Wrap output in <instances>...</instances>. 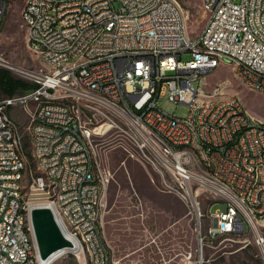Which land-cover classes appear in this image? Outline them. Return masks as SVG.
I'll use <instances>...</instances> for the list:
<instances>
[{
	"label": "built area",
	"instance_id": "2783aa9c",
	"mask_svg": "<svg viewBox=\"0 0 264 264\" xmlns=\"http://www.w3.org/2000/svg\"><path fill=\"white\" fill-rule=\"evenodd\" d=\"M200 1L207 20L192 37L179 0H27L22 20L29 47L48 69L25 75L35 89L13 96L0 91V167H8L0 174V264H28L23 218L37 202L23 203L16 193L19 168L49 193L44 204L60 210L70 236L86 234V245H79L86 264H118L104 234L110 176L95 139L105 126L135 144L160 174H170L173 183L164 179V186L192 207L201 255L207 239L248 233L264 254L263 120L244 116L241 98L226 94V81L198 95L225 61L243 68L254 91L264 93V0ZM4 10L0 0V25ZM170 84H182L183 92H170ZM207 94H216L215 103H207ZM165 97L190 111L165 117L173 128L155 134L151 123H158ZM15 105L29 117L27 136L10 114ZM201 109H208L209 123H202ZM71 138H86V145H71ZM227 142H244V149L223 152ZM174 144H187V152L176 153ZM242 159L256 170L239 168ZM201 166H221L233 182L201 174ZM93 180H104L105 190H95ZM234 185L245 187V195L231 194ZM204 191L213 195L207 207L226 204L215 216L202 209ZM93 208H103L102 217Z\"/></svg>",
	"mask_w": 264,
	"mask_h": 264
},
{
	"label": "rangeland",
	"instance_id": "374dc122",
	"mask_svg": "<svg viewBox=\"0 0 264 264\" xmlns=\"http://www.w3.org/2000/svg\"><path fill=\"white\" fill-rule=\"evenodd\" d=\"M1 1L5 10L0 25V68L9 69L15 77L31 82L16 69L39 72L48 66L29 47L27 27L22 20L27 0ZM179 1L189 16L190 35L195 37L207 20L201 1ZM184 58L190 55L185 54ZM221 81L228 84L227 95H238L248 114L264 122V93L245 85L231 64L223 63L208 74L204 89L210 91ZM24 92L19 89L14 95ZM159 105L165 112L182 117L190 111L189 106L172 103L167 97L162 98ZM9 111L27 136L30 120L23 108L15 105ZM120 124L126 128L124 123ZM95 139L102 168L110 176L105 192L104 234L118 264H264V254L250 233L207 239L201 255L192 207L164 186V179L173 183L170 174H160L143 157L142 151L116 128H101ZM208 196L213 200V195L205 191L200 198L206 216L210 209L207 206L212 203ZM225 206L223 202H216L211 212ZM208 226L206 222L204 234ZM79 257L83 264L82 253ZM72 259L75 257L64 255L53 264H68Z\"/></svg>",
	"mask_w": 264,
	"mask_h": 264
},
{
	"label": "bare ground",
	"instance_id": "6f19581e",
	"mask_svg": "<svg viewBox=\"0 0 264 264\" xmlns=\"http://www.w3.org/2000/svg\"><path fill=\"white\" fill-rule=\"evenodd\" d=\"M227 64L232 65V61H225ZM221 65V64H220ZM218 65V67H220ZM217 67V68H218ZM235 72L239 79L247 85L249 88L254 90V84L252 81H248V76H244L243 68L234 67ZM207 84H203V88H198V95H205V89ZM142 89H149V82H142ZM170 92L182 93V84H170ZM216 94H207V103H215ZM241 109L244 110V116H250L241 100ZM202 123H209L208 109H201ZM165 117H170V114L161 110V116H158V123H151V130L155 134H163V127L173 128L172 120H165ZM264 123V122H263ZM12 144H19V137H12ZM71 145H86V138H71ZM244 149V142H227L223 145V152H235ZM174 151L176 153H186L187 144H174ZM202 153H209V145H201ZM32 155H40V147H32ZM239 168H249V170H256V163H251V159H242L239 161ZM89 171H97V164H89ZM0 174H8V167H0ZM201 174H205L210 177H215L223 184H231L233 182V175L228 173L226 170L221 169V166H201ZM259 174H264V164H259ZM33 182V173L27 171V168H19L18 175H15L16 193L20 195L23 203H44L49 201V193H46L44 187L38 185H31ZM93 187L95 190H105L104 180H93ZM27 190V191H26ZM231 194L234 195H245V187L242 185L231 186ZM54 206V205H53ZM56 212L61 220V212L54 206ZM103 208H93L94 217H102ZM26 218H23V232L22 239L28 244V264H41L38 257V252L30 224V208L26 209ZM209 216H215V212H211L209 209ZM73 237L78 245H86V234L77 233ZM82 253V249L79 248L77 252L65 253L64 255H72L75 259L69 261L68 264H82L79 260V256ZM118 263V262H117ZM83 264H86L85 262Z\"/></svg>",
	"mask_w": 264,
	"mask_h": 264
},
{
	"label": "water",
	"instance_id": "95a60500",
	"mask_svg": "<svg viewBox=\"0 0 264 264\" xmlns=\"http://www.w3.org/2000/svg\"><path fill=\"white\" fill-rule=\"evenodd\" d=\"M16 70L23 75L31 74L29 71ZM30 224L41 264H51L61 255L79 250L77 241L66 232L53 205L32 204Z\"/></svg>",
	"mask_w": 264,
	"mask_h": 264
},
{
	"label": "trees",
	"instance_id": "16d2710c",
	"mask_svg": "<svg viewBox=\"0 0 264 264\" xmlns=\"http://www.w3.org/2000/svg\"><path fill=\"white\" fill-rule=\"evenodd\" d=\"M37 84L15 77L9 69L0 68V91L13 96L17 90L29 91L37 88Z\"/></svg>",
	"mask_w": 264,
	"mask_h": 264
}]
</instances>
